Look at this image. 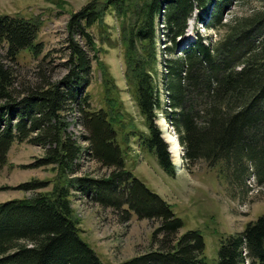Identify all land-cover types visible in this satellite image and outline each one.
<instances>
[{
	"label": "trees",
	"instance_id": "1",
	"mask_svg": "<svg viewBox=\"0 0 264 264\" xmlns=\"http://www.w3.org/2000/svg\"><path fill=\"white\" fill-rule=\"evenodd\" d=\"M230 2L90 0L67 22L68 69L63 79L52 83L42 75V67L41 82L22 89L16 84L13 65L5 60L16 63L25 49L35 55L42 53L43 45L36 41L39 22L19 13L0 14V49L4 50L0 52V169L7 163L11 145L28 141L44 150L32 167L52 165L68 176L66 184L56 185L49 193L0 202V264H105L80 237L70 198L75 192L102 207L116 209L120 221L133 213L157 221L151 236L156 247L119 264H208L201 232L190 229L180 233L183 221L172 206L127 168L119 120L104 106L93 108L89 102L93 60L89 52L96 50L90 27L109 9L129 24L122 33L125 74L133 85L146 131L142 127L126 132L138 137L142 152L152 153L161 169L175 177L168 143L155 123L161 113L174 128L188 170L194 160L202 159L209 169L217 167L218 176L231 188L235 182L245 185L250 175L264 188V6L249 16L235 17L230 25L222 22ZM195 9L205 26H228V30L214 42H203L204 36H198L184 47L181 56H175L173 51ZM160 16L170 42L164 43L167 54L163 59L153 50L159 39L155 20L160 22ZM139 49L145 56L135 54ZM74 109L83 129L76 135L68 130L67 120ZM87 158L110 169L109 173L78 175ZM43 183L33 180L26 185L36 190ZM217 256L218 264H244L246 259L250 264H264V212L221 240Z\"/></svg>",
	"mask_w": 264,
	"mask_h": 264
},
{
	"label": "rangeland",
	"instance_id": "2",
	"mask_svg": "<svg viewBox=\"0 0 264 264\" xmlns=\"http://www.w3.org/2000/svg\"><path fill=\"white\" fill-rule=\"evenodd\" d=\"M88 1L90 0H0V14L19 13L39 22L36 41L42 43V53L35 55L25 49L18 54L16 63L5 60L13 65L17 77L16 84L17 86L20 84L19 89H22L21 86L41 82L39 73L42 67H45L42 75L47 76L52 83L58 84L63 79L68 69L65 65L68 54L66 39L70 35L67 22L71 14ZM263 2L231 0L230 5L223 12L222 22L231 23L235 17L249 16L253 11L262 8ZM161 12L164 13V8H161ZM199 15L197 9L190 13L183 37L178 40L179 44L173 55L181 56L184 47L198 36H204L203 42H214L228 30V26L217 28L205 26ZM202 16L206 21L208 17L205 14ZM162 19L160 16V22L155 20L159 29V39L157 43L155 42L153 50L157 49L163 59L167 54L163 51L164 43L170 44V42L164 36L165 30L161 28ZM127 27H129L127 20L117 17L110 9L90 27L96 50L88 51L93 58L90 63V84L87 87L89 102L93 108L104 106L117 121L119 120L117 129L119 139L127 147V168L172 206L183 221L180 233L190 229L201 232L205 244L203 256L206 262L218 264L217 252L223 236L241 231L248 221L256 219L264 212V188L255 184L252 175L246 177L245 185L235 182L231 188L218 176L217 167L209 169L202 159L194 160L190 170L185 160L182 161L181 172L171 177L161 169L152 153L141 151L137 142L138 137L129 135V131L126 132L131 128L134 131L142 127L146 131L132 94L133 85L125 74L127 64L124 53L125 38L122 33H126ZM73 37L80 46H84L79 35L74 34ZM140 49L135 51V54L145 56L140 53ZM0 52L3 53L4 50L0 49ZM158 63L156 58L154 64L159 70ZM155 78L157 79V75ZM163 91H165L164 87ZM163 98H166L165 92ZM195 100L196 105L199 98ZM2 103L0 100V106ZM78 115L75 109L67 114L68 130L75 135L83 130ZM162 120L165 118L159 113L155 123L164 138V131L161 129ZM168 128L167 133L177 137L171 124H168ZM125 137L129 140L127 141ZM79 139L85 144L81 138ZM164 139L170 151L171 144L166 138ZM181 151L183 152L182 148ZM43 153L41 146L28 141L14 142L11 145L7 163L0 169V202L30 199L38 192L49 193L56 185L68 182V176L59 173L52 165L31 166V163ZM109 170L100 166L95 160L87 158L83 159L78 175L85 173L92 176H106ZM33 180L43 181V187L36 190L28 189L29 185L26 184ZM70 198L73 219L79 227L80 237L93 248L105 264H119L156 247L151 238L152 231L158 224L156 220L140 219L133 213L125 221H120V212L116 209L102 207L79 192H75ZM244 264H250V260L247 259Z\"/></svg>",
	"mask_w": 264,
	"mask_h": 264
},
{
	"label": "bare ground",
	"instance_id": "3",
	"mask_svg": "<svg viewBox=\"0 0 264 264\" xmlns=\"http://www.w3.org/2000/svg\"><path fill=\"white\" fill-rule=\"evenodd\" d=\"M161 129L164 131V138H166V140L171 144L170 145V152L173 155L172 159L173 162L175 164V166H177V171H181L182 169V154H181V147L178 143V141L176 140V138L174 137V135L172 134H168L167 130L168 128V124H167V120H162L161 121ZM170 131V130H169Z\"/></svg>",
	"mask_w": 264,
	"mask_h": 264
},
{
	"label": "water",
	"instance_id": "4",
	"mask_svg": "<svg viewBox=\"0 0 264 264\" xmlns=\"http://www.w3.org/2000/svg\"><path fill=\"white\" fill-rule=\"evenodd\" d=\"M164 118V117H163ZM176 138V140L178 141V139H177V137H175ZM181 154H183V152L181 151Z\"/></svg>",
	"mask_w": 264,
	"mask_h": 264
}]
</instances>
